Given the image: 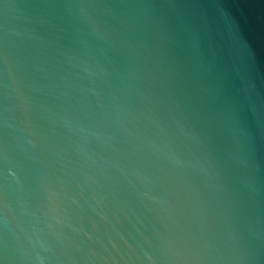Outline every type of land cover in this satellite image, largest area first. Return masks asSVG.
I'll return each mask as SVG.
<instances>
[{
	"label": "water",
	"instance_id": "obj_1",
	"mask_svg": "<svg viewBox=\"0 0 264 264\" xmlns=\"http://www.w3.org/2000/svg\"><path fill=\"white\" fill-rule=\"evenodd\" d=\"M0 264H264V0H0Z\"/></svg>",
	"mask_w": 264,
	"mask_h": 264
}]
</instances>
